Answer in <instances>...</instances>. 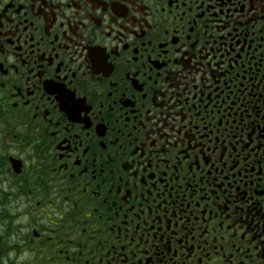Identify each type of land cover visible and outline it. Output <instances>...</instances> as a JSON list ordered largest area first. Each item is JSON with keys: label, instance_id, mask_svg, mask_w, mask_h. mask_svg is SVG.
<instances>
[{"label": "flooded vegetation", "instance_id": "af4514ba", "mask_svg": "<svg viewBox=\"0 0 264 264\" xmlns=\"http://www.w3.org/2000/svg\"><path fill=\"white\" fill-rule=\"evenodd\" d=\"M188 5L145 0L140 12L128 0H0V264H264V137L237 145L238 170L189 169L201 144L212 147L246 111L264 110V0H218L221 10L203 17ZM73 27L77 43L65 47ZM177 43L186 45L190 74L174 63ZM170 67L181 74L168 78ZM59 89L76 99L89 93L88 111L74 119ZM149 130L163 137L155 148ZM101 141L110 163L101 161ZM165 141L168 165L157 159ZM202 175L211 198L197 208L200 193H190ZM205 204L208 227L224 224L213 233L216 249L184 239L175 224L185 214L195 222Z\"/></svg>", "mask_w": 264, "mask_h": 264}, {"label": "snow or ice", "instance_id": "6c2138e0", "mask_svg": "<svg viewBox=\"0 0 264 264\" xmlns=\"http://www.w3.org/2000/svg\"><path fill=\"white\" fill-rule=\"evenodd\" d=\"M46 2V0H44ZM144 2L145 0H128V3L133 6L135 11H144ZM151 3H155L156 0H150ZM174 2V0H168L169 6ZM231 0H229V3ZM192 3H195L198 8H201V13L200 16L203 17L205 12L211 13L213 11L219 12L221 9L218 7V0H208L207 5L203 3V0H192ZM183 6L187 10H191L189 5H188V0H183ZM77 9H79V5H77ZM5 9L3 7H0V11H4ZM208 22L215 23V20L212 16H209ZM227 27V25H225ZM66 40H65V47H67V42L71 41L72 43H77V36H79V33L76 31V28H72V32H65L64 33ZM57 40L60 39L59 36L56 37ZM80 39H83L82 36H80ZM191 40V36L188 38ZM199 43V40H196L192 43V49L196 48V45ZM128 45H125V48H127ZM186 45L182 43H177L176 48L174 49L176 55L173 57L175 65H181L183 64L184 69H187L189 74L191 72V60L185 59L187 57L188 53L186 51L182 52L181 49L185 48ZM4 51V41L0 40V52ZM138 51V49H137ZM194 59V57H193ZM208 57H205V60H208ZM13 67H15V64H13ZM200 67H203V65H200L197 67L195 70L199 71ZM209 67H211V64H209ZM217 69L220 70L221 73L226 74L227 73V66L224 68H221L220 64H216L215 66ZM4 68L3 63H0V70ZM18 71V68H17ZM181 69L180 68H172L170 67L168 69V78H171L173 75L179 76L181 74ZM139 74V73H137ZM187 78V76H185ZM3 86V83L0 82V87ZM59 97L62 98V101L64 102V105L66 106V110L68 111L69 114H71L74 119L79 118L81 111H88L84 107L85 100L89 93H85L84 97L81 99H76L74 93H66L65 90L59 89ZM91 95L95 96L96 93L93 91ZM81 101L83 103L81 104ZM233 103H235L233 101ZM100 108H104V101H100ZM151 110L149 109V112ZM253 112L255 114H253ZM177 116H182V113L177 112ZM85 121H87V116L85 117ZM183 121H187V117H183ZM52 121L49 120V123ZM62 121L60 119H57L55 122V129L59 130L62 125ZM181 130H183L181 128ZM243 130H247L249 132V136L246 138L243 135ZM63 131L65 132H71V126L64 124L63 125ZM224 133L226 135L224 136V139L221 140L220 134L217 135L216 140H209L208 144L212 145V147H207L201 144L200 147V152L195 158L189 163V169H191V166L195 164L198 168L200 167L201 163L206 165L208 167V172L207 175L211 176L213 173V170L215 171H222L223 168H229L230 170L236 169L238 170L237 166L239 165L240 162V157L238 154L236 156H233V153L236 150L237 145H243L244 147H247V144H245V140H251V137L253 134L259 132L262 137H264V110H261L259 106H256L255 109L251 111H246V115L242 116L240 119V123L235 127L229 130L228 128H225ZM55 134V133H54ZM76 138L80 139L79 134H76ZM159 139H163V137H153L151 134V131L149 130L148 136L145 137V140L153 147H156V144L158 143ZM192 140H196V137H192ZM201 140H203V135H201ZM118 142V141H114ZM219 142V146H216V143ZM179 143H183V140L180 139ZM101 145H103L104 150L99 153L101 161L105 163H110L112 161V156L108 153L107 151V145L104 141L100 142ZM90 144L84 146V151L85 154L90 150ZM172 147H176V143H173L171 145ZM186 151V149H185ZM162 154V155H161ZM246 155H248L246 153ZM170 156L171 153L169 152V147H168V141H165L163 144H161L160 149L158 150V155L157 159L159 160L160 163H163L165 165H168L170 163ZM187 158V157H185ZM217 161L219 163H217ZM152 167V161L149 159L147 166L144 167V172L148 173V168ZM159 167V165H157ZM178 167H182V165H179ZM178 167H174L173 171L178 172ZM133 172L136 175H139L138 170H133ZM223 174V173H222ZM153 178V183L151 186L145 191L148 193V195H151V189L156 188V183H155V173H150L149 174ZM162 175L166 176L167 172L162 171ZM174 179H180L178 175L173 177ZM195 178V177H194ZM120 179H123V177H120ZM141 180L146 184L147 180H145L143 177H141ZM198 187L193 188L192 192L190 193L194 198L196 197L197 193L199 192L200 195L198 197V200L196 202V207L199 208V200H209L211 198V194L206 193L203 191V186H204V177L203 175L201 178L197 181ZM230 186V185H229ZM188 187H192L190 184ZM223 187V185H221ZM131 195V193H129ZM161 195H163V192L161 191ZM216 199H219V197H216ZM215 202V201H213ZM168 201L165 200L163 201V204H167ZM192 202L190 201L186 207L191 208ZM149 213L152 211L151 207L147 209ZM129 211H134V206H129ZM144 208L141 207L140 212H137L136 214V219L139 221V216L143 213ZM164 211L167 212V208H164ZM207 212V204H205L204 209L201 210L200 216L196 217L195 222H193L192 219L189 218V214H185L181 216L179 219L175 221L176 227L180 228L181 225H183V232L185 233L184 239H191L192 241L197 242L198 244H203L209 248L216 249V237L213 235L215 227H224V224L222 221H218L217 225H214L212 228L208 227L209 220L211 219V216H205V213ZM119 215V213H117ZM173 216L176 215L175 210L172 213ZM194 215V213L192 214ZM201 217H204L203 220H201ZM184 221H187V223H184ZM130 221L127 220V216H125V227L128 226ZM145 225L148 224L147 219L143 221ZM167 223L169 225L173 224V220L171 217L168 218ZM131 227L135 230H139L140 228V222H137L135 224H132ZM151 227V226H150ZM179 242V240L177 241ZM203 251V249H202ZM189 254H191V249H189ZM217 254H219L217 252ZM207 255V253H205ZM200 264H203L202 259L200 260ZM228 264H231V257H228Z\"/></svg>", "mask_w": 264, "mask_h": 264}, {"label": "clouds", "instance_id": "9594fccd", "mask_svg": "<svg viewBox=\"0 0 264 264\" xmlns=\"http://www.w3.org/2000/svg\"><path fill=\"white\" fill-rule=\"evenodd\" d=\"M10 60H11V58H10Z\"/></svg>", "mask_w": 264, "mask_h": 264}]
</instances>
